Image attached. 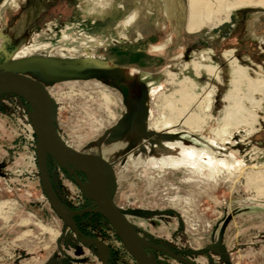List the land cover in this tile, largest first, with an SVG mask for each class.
Masks as SVG:
<instances>
[{
  "label": "rangeland",
  "instance_id": "obj_1",
  "mask_svg": "<svg viewBox=\"0 0 264 264\" xmlns=\"http://www.w3.org/2000/svg\"><path fill=\"white\" fill-rule=\"evenodd\" d=\"M75 1L80 20L108 19L107 29L119 36L83 32L80 20L56 35L55 21L39 15L43 6L34 4L21 14L24 0H0V71L7 67L45 88L54 103L53 133L59 142L112 164L113 200L152 246L143 250L148 256L159 264H187L168 253L191 264H264V90L255 96V107L243 100L235 107L228 127L222 120L233 70L227 52L248 79L264 83V0H242L222 25L196 35L183 31L179 39L174 23L162 15L161 0ZM112 3L120 7L114 20L108 14ZM146 18L163 33L153 46L173 42L151 57L128 55L123 48L135 51L145 39ZM128 25L136 31L127 33ZM191 46L196 48L187 52ZM66 64L138 66L139 73L131 80H109L53 68ZM206 66L217 79L206 75ZM168 72L176 85L191 82L199 98L212 91L209 112L190 111L200 120L196 131L182 124L171 131L161 126L166 117L161 108L178 91L165 84ZM31 115L22 97L0 94V264H103L104 248L80 241L41 188ZM47 171L66 208H96L93 194L79 187L90 185L86 177L79 174L78 184L50 159ZM74 218L86 239L109 249L107 264H136L102 213Z\"/></svg>",
  "mask_w": 264,
  "mask_h": 264
},
{
  "label": "water",
  "instance_id": "obj_2",
  "mask_svg": "<svg viewBox=\"0 0 264 264\" xmlns=\"http://www.w3.org/2000/svg\"><path fill=\"white\" fill-rule=\"evenodd\" d=\"M53 68L59 71L80 75H87L90 73L101 74L102 72L108 73L111 71L100 64L87 65L85 67L54 65ZM5 92L18 93L30 104L36 122V164L41 188L54 209L60 216H63L62 218L70 226L72 231L80 237V241L86 244L102 246L106 252L103 257V264H107L109 249L99 241L86 239L79 232L74 222V217L79 214L100 212L105 216L114 229L118 239L136 264H159L152 255L148 256L144 251L138 249L140 241L135 235V231L124 213L120 211L113 200L116 188V175L112 164L98 155L78 152L60 143L54 137L52 132L54 103L45 88L40 83L24 75L13 73L10 70H4L0 71V94ZM44 99L50 101V107H48ZM47 158L52 159L57 165L71 174L78 184L80 183V178L74 170L75 166L89 167L101 174L100 191L95 196L97 202L95 209L86 208L79 211H71L62 204L48 176ZM79 187L83 190L81 184H79ZM143 247L150 251L148 247ZM168 254L175 259H179V257L171 253ZM183 261L187 264H191L186 260Z\"/></svg>",
  "mask_w": 264,
  "mask_h": 264
},
{
  "label": "bare ground",
  "instance_id": "obj_3",
  "mask_svg": "<svg viewBox=\"0 0 264 264\" xmlns=\"http://www.w3.org/2000/svg\"><path fill=\"white\" fill-rule=\"evenodd\" d=\"M6 4L7 2L3 4V8L6 6ZM243 4L244 2L242 0L237 1L233 5H227L226 0H165V4L163 8H164V14L167 17V19L169 21L174 19L175 21L174 31H175L177 39H179L181 37V32L183 29L185 30V33L188 35H196L200 33L202 29L208 28L209 26L214 28V27H218L222 25L230 17V14L228 13L229 10L237 6H242ZM220 16H223L224 19L220 20L219 18ZM224 56L227 57L229 61V66L233 68L232 79L229 85L230 90L227 93L226 97L224 98V102L227 105L226 115L222 119L225 126L228 127V125L230 124L229 120H230L231 114L233 113L232 111L235 110L236 106H239V107L241 106L242 100L248 105H250L251 107H255V105H257L254 99L256 95H259L263 92L264 83H262L259 80L248 79L245 70H243L240 66H238L236 61L233 59L231 51L227 52V54H225ZM66 65L70 66L73 64H66ZM105 68L111 70L108 73L102 72L100 74L103 78H106V79H111L112 78L111 76L121 77L122 75L127 74V72L124 71L122 68H118V67L117 68L105 67ZM4 70H9V68L5 67L3 71ZM193 70L195 72V76L199 77V72H200L199 66L193 64ZM204 70L207 76L211 78H216L215 77L216 73L212 67L206 66ZM90 74H93V73H90ZM166 76L168 79L166 80L165 84L169 86H177L178 91L168 96L166 101L164 102V105L161 108L163 114L166 115V117L163 119L162 124H161L162 128H164V130L171 131L176 126H178V124H182V126L186 127L187 129L196 131L200 126V120L198 119L197 115H195L194 113H190V111L194 107H195V110H198V111L201 110L203 107V112H209L211 108L212 91L205 93L203 98H199V96L195 95V93L193 92L194 90L193 84L189 82L187 79H184L182 82L176 85L174 84L175 78L173 74L168 72ZM162 88L163 87H160L156 91L162 90ZM9 93H14L18 95L19 97H22L21 95L15 92H9ZM175 97H177V99H175ZM44 101L48 105V107H50V101H47L46 99H44ZM26 103L30 106V104L27 101ZM31 118L34 119L35 131H36V122H35L34 112H33V116L31 115ZM52 132H53V120H52ZM47 159H50V158H47ZM74 170L77 173L79 178H81L79 174L86 177L90 185L87 188L84 187L83 189H85L88 194H93V198H95L97 193L100 191V183H101V178H102L101 174L95 171L94 169L85 167V166H75ZM62 217L63 216L61 215V218ZM135 235L138 237L140 241V245L138 246V249L140 251L144 250L143 246L152 248V246L149 245L138 234L135 233ZM176 260L180 261L181 259H176Z\"/></svg>",
  "mask_w": 264,
  "mask_h": 264
},
{
  "label": "flooded vegetation",
  "instance_id": "obj_4",
  "mask_svg": "<svg viewBox=\"0 0 264 264\" xmlns=\"http://www.w3.org/2000/svg\"><path fill=\"white\" fill-rule=\"evenodd\" d=\"M161 1L163 3L161 4L160 10H162V13H163L162 15H164L163 17H165L168 22L174 23V27H175L174 19L169 21L164 14L163 6L165 4V0H161ZM115 2H117V1L115 0ZM79 3H77L75 0H24V3H22V5L18 8V10H19L18 12L21 14L24 12H27V9L30 8L32 5L34 6V4H38V6H43V11L39 15L42 18L44 17L43 20L49 19L50 21H48V22H50V23L53 20L55 21L52 23V26H53V30H54L55 34L57 35V34H60L63 29H65L66 24L73 25L75 22L77 23V20H80L79 19L80 17L79 16L77 17L74 14L75 9L79 6ZM112 4L109 6L110 8H109L108 14H110V17L113 20L118 19V17H119V11L118 10L120 7L118 5L115 6V3H112ZM40 16H39V18H40ZM107 20L108 19L101 22L98 19H95V20L81 19L80 23L78 25L80 26V29L83 32L85 31V32L91 33V34L99 33V34L106 35V37L119 36L117 31L114 30L113 28H111V30L107 29V27H106L107 26L106 25ZM142 22H143V24L145 22V25H146L147 30H148L147 34L145 36V39L143 36L141 38L142 41L136 43L137 48L135 49V51H132V49H129V48H123V50L126 49L128 52L127 53L128 55H134V53H135V54H138L139 57L143 56V58L145 55L151 57V55L149 53H152V52H154V53L166 52V50L169 49L168 46L170 44H172V42H173L172 39H171V43H169L167 41V43H165L162 46L161 45L153 46L154 44L161 43L160 41L163 39V36H162L163 33L157 27H154L153 25H151L149 22V19L146 18V20H144ZM43 24L46 25V23H43ZM174 27H173V34H174L175 38L177 39L175 31H174ZM48 30L50 32L52 31V29H49V28H48ZM130 31H134V32L136 31L134 29V27H132V25H128V31H126V32L129 33ZM183 31L185 32L184 29L182 30V32ZM182 32H181V35H182ZM157 46H158V48H156ZM116 48H120V47H116ZM112 50H115V49H112ZM186 50H187V52L189 51L188 49H186ZM103 51H108V50L106 48H104ZM181 56L183 57V54H181ZM129 57H131V56H129ZM86 59H88V58H86ZM91 59H94V58L91 56ZM139 60H140V58H139ZM137 67L129 68L130 70H125L122 68L124 71L127 72V74L122 75L124 77V79H127V80L134 79V76L139 73V68H137ZM136 69H138V70H136ZM117 86L119 88H122L121 84L118 82H117Z\"/></svg>",
  "mask_w": 264,
  "mask_h": 264
},
{
  "label": "trees",
  "instance_id": "obj_5",
  "mask_svg": "<svg viewBox=\"0 0 264 264\" xmlns=\"http://www.w3.org/2000/svg\"><path fill=\"white\" fill-rule=\"evenodd\" d=\"M196 47H194V46H191V48L189 49V48H187L188 50H191V49H195ZM60 199V198H59ZM64 205V204H63ZM65 206V205H64ZM66 207V206H65ZM75 219V218H74ZM75 221V220H74Z\"/></svg>",
  "mask_w": 264,
  "mask_h": 264
},
{
  "label": "built area",
  "instance_id": "obj_6",
  "mask_svg": "<svg viewBox=\"0 0 264 264\" xmlns=\"http://www.w3.org/2000/svg\"><path fill=\"white\" fill-rule=\"evenodd\" d=\"M180 261H183V260H180ZM184 262V261H183Z\"/></svg>",
  "mask_w": 264,
  "mask_h": 264
}]
</instances>
